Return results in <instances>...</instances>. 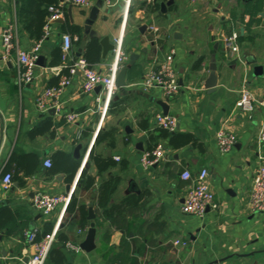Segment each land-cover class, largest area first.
<instances>
[{
	"label": "crops",
	"instance_id": "0c3cea01",
	"mask_svg": "<svg viewBox=\"0 0 264 264\" xmlns=\"http://www.w3.org/2000/svg\"><path fill=\"white\" fill-rule=\"evenodd\" d=\"M99 1L66 7L42 45L34 80L20 86L17 52L2 59L1 35L16 25L15 43L24 51L42 37L25 22L35 12L28 1L0 0V264L28 263L30 231L57 232L45 264H264V211H253L250 203L255 171L264 164V114L256 109L249 117L239 107L245 84L253 95L264 94V0H106L92 25L95 35L80 52L85 22ZM233 32L238 54L225 47ZM65 34L73 38L68 52ZM119 39L127 55L119 72L137 55L126 87L109 101L104 86L84 93L81 71L71 75V69L88 56L95 71L109 74ZM171 54L180 92L169 98L161 89H144L147 73ZM64 77L72 82L57 109L38 110L39 93ZM164 105L179 121L173 136H163L154 122L156 113L165 114ZM71 113L76 120L68 122ZM221 128L237 136L229 153L217 144ZM158 145L164 159L144 169L142 154ZM203 169L218 207L190 216L182 207L191 182L181 175L189 170L196 177ZM7 173L12 184L5 189ZM107 183L117 187L101 206ZM38 193L69 201L46 216L33 205ZM93 222L94 248L87 251Z\"/></svg>",
	"mask_w": 264,
	"mask_h": 264
},
{
	"label": "built area",
	"instance_id": "2783aa9c",
	"mask_svg": "<svg viewBox=\"0 0 264 264\" xmlns=\"http://www.w3.org/2000/svg\"><path fill=\"white\" fill-rule=\"evenodd\" d=\"M124 1L127 4L130 0H117ZM155 2L157 0H149ZM195 2H201L205 0H193ZM90 0H60L58 4L51 5L49 15L46 19L44 27V35L36 43L31 51L21 50L15 43V37L17 35L16 25H8L2 35V59L7 61L13 51L16 50L18 55L19 75L18 83L20 86L31 83L35 78V69L40 57V51L44 41L50 35L51 25L56 21H59L65 13V9L68 6L84 7L88 6ZM157 30V29H156ZM239 34L233 32L231 36H227L224 39L225 47L232 53H239L238 44ZM73 38L70 35H63V50L68 52L71 48ZM115 59L110 68V72L107 75L98 73L95 71L86 61H79L72 69L71 75H75L77 70L81 71L83 77L82 89L84 93H90L96 89L97 86H104L106 89L107 101H109L115 92L119 89L116 83L117 75L121 66L127 59V55L122 47V40L116 41L115 47ZM72 82L71 77H64L60 84L56 87L45 88L36 98V105L38 110L46 111L49 109H57L58 97L63 93L65 87H68ZM140 85L144 89H161L166 97L176 96L181 89L179 84V78L176 68L173 63V55H168L166 60L161 62L158 67L149 71L144 77ZM53 99V100H52ZM239 107L249 117L255 112L256 109H261L264 114V94L261 96H255L247 88L246 84L241 90ZM106 106L104 107V109ZM75 114L71 113L66 116L68 122L76 120ZM154 122L157 128L165 129L170 133L177 131L179 126L178 118L174 115L156 113ZM264 123V121H263ZM260 139L264 140V129L260 133ZM217 144L223 153H229L237 143V136L224 128H221L216 133ZM165 157L164 148L161 145L155 147L151 151H147L141 156L142 167L146 170L154 167L161 162ZM47 167L51 166V161H46ZM182 179L191 182L190 189L186 196L185 202L182 207V211L185 214L195 215L203 217L208 209L217 208L218 205L214 199V192L210 187L208 181L209 173L207 169H203L196 177H193L189 170H185L182 173ZM12 184V175L7 173L3 178V185L5 189H8ZM69 201L67 195L63 194H49L38 193L34 196L32 202L36 209L41 213L48 216L53 213L58 207L66 206ZM250 203L253 211H264V164L257 167L254 176V182L250 193ZM56 231L45 235L38 239L39 233L37 231H30L26 233L27 242L33 248V254L27 264H45L50 252L56 242ZM67 247L79 252L80 247L76 246L72 242H67Z\"/></svg>",
	"mask_w": 264,
	"mask_h": 264
},
{
	"label": "water",
	"instance_id": "95a60500",
	"mask_svg": "<svg viewBox=\"0 0 264 264\" xmlns=\"http://www.w3.org/2000/svg\"><path fill=\"white\" fill-rule=\"evenodd\" d=\"M104 9V12L107 9V3L106 0H100L95 7H93L89 13V17L85 22V34L83 36V41L81 43L80 46V52H82L84 50V48L87 47V45L90 43V41L92 40L93 36L95 35L93 30H92V25L94 24L95 20L98 17V14H100V10ZM102 44H103V48L105 52H108V50L110 49V43L108 39H104L102 40ZM137 58L136 54H133L131 56V63L129 65H127V67H124L123 69H121V71L119 72L117 79H116V83L119 87H121V89L126 87V79H127V75L129 70L131 69L132 65L134 64V59ZM43 57H40L37 65H42L41 61H42ZM212 69L215 71L216 67L214 65H212ZM209 88H214L215 87V77H212L209 85ZM165 107V114H168V108L166 105H164ZM55 108L51 109V112H54ZM78 151H76L77 153ZM90 219H95L96 215L93 211V208H90V215H89ZM95 234H96V230H95V223H91V229L89 231L88 237H87V241L85 243V245L83 246V248L87 251H91L94 248V238H95Z\"/></svg>",
	"mask_w": 264,
	"mask_h": 264
},
{
	"label": "trees",
	"instance_id": "16d2710c",
	"mask_svg": "<svg viewBox=\"0 0 264 264\" xmlns=\"http://www.w3.org/2000/svg\"><path fill=\"white\" fill-rule=\"evenodd\" d=\"M26 1H28L31 4L32 8L35 9V12H33L32 16L29 19H27L25 22L27 23V27L29 29H33V27H34V29L36 28L37 31L39 30L36 33V35H37V39H40L42 37V35H43V28L45 27L46 19H47L48 15H49L48 8L51 5L58 4L60 0H26ZM74 30H75V32H77L79 29L76 27V28H74ZM62 54H63L62 51H58L56 55L57 56L58 55L62 56ZM89 59L90 58H88V56H87V60H88L87 62L91 66ZM96 59H98V57ZM159 130L162 132L163 136H169V135L173 136V133H170V132H168L165 129H159ZM190 139L191 138L189 136H187L186 140H184V141L189 142ZM103 166L104 165H102L99 162L100 169H103L104 168ZM91 184H92V182L89 184V186ZM116 187H117V183H114V184L107 183V184L104 185L103 190H102V196H101V206H106L107 205V203H108L109 199L111 198L112 194L115 192ZM75 203H76V199L73 197L72 200H71V203H70V205L68 207V211L72 210V206ZM49 233H51V232H45L42 235L39 234L38 235V239L44 237L45 235H47Z\"/></svg>",
	"mask_w": 264,
	"mask_h": 264
}]
</instances>
